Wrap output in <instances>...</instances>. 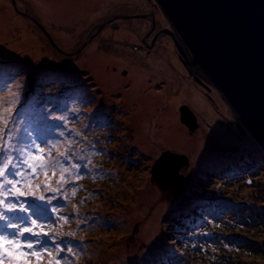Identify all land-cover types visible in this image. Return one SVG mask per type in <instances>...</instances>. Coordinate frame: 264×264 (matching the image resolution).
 I'll list each match as a JSON object with an SVG mask.
<instances>
[{
    "label": "rangeland",
    "instance_id": "1",
    "mask_svg": "<svg viewBox=\"0 0 264 264\" xmlns=\"http://www.w3.org/2000/svg\"><path fill=\"white\" fill-rule=\"evenodd\" d=\"M72 2L0 0V225L35 219L22 208L37 207L39 197L67 212L61 221L47 215L52 207L36 208L43 225L20 233L32 240L34 229L42 231L36 248L23 237L17 243L9 228L0 264H211L215 247L240 252L241 260L224 251L229 264H264V250L253 257L248 248L254 239L264 248V167L221 175L261 151L219 93L195 82L156 2ZM183 106L195 117L194 132L180 122ZM170 117L176 124L167 136ZM38 142L47 144L41 153L33 152ZM165 152L188 160L179 192L162 190L151 176ZM207 175L222 183L207 185ZM232 213L229 225L219 216ZM179 215L186 221L171 231L184 236L168 237ZM42 226L57 246L46 244L51 236ZM188 241L203 252L182 256Z\"/></svg>",
    "mask_w": 264,
    "mask_h": 264
},
{
    "label": "water",
    "instance_id": "2",
    "mask_svg": "<svg viewBox=\"0 0 264 264\" xmlns=\"http://www.w3.org/2000/svg\"><path fill=\"white\" fill-rule=\"evenodd\" d=\"M154 1L173 31L164 33L195 82L219 93L264 152V0ZM179 113L180 122L194 132L190 110L183 106ZM187 163L185 156L165 152L151 176L162 190L179 192L188 181L179 170ZM35 203L49 206L43 197Z\"/></svg>",
    "mask_w": 264,
    "mask_h": 264
},
{
    "label": "trees",
    "instance_id": "3",
    "mask_svg": "<svg viewBox=\"0 0 264 264\" xmlns=\"http://www.w3.org/2000/svg\"><path fill=\"white\" fill-rule=\"evenodd\" d=\"M42 100H44V99H42ZM47 109H49V108H46V109H44V111L45 112H52L53 110H51V109H49L48 111H47ZM42 110V109H41ZM21 115V114H20ZM48 118H50V119H47L48 121H50V120H52L51 119V115H49L48 116ZM62 132V131H61ZM55 142V141H54ZM30 144H32L31 142H30ZM38 145H40V147H38V148H34L33 149V152L35 151H37L38 153H41L45 148H46V146H47V144H44L43 142H38ZM27 150H30L31 148H30V146H26L25 147ZM253 154L255 155L256 154V152H253ZM257 155V154H256ZM262 155V157L261 156H259L258 155V158H253L251 161H248V162H246L245 164H242V165H239V164H237L235 167H228V168H226V169H224L223 171H222V173H221V175H227V176H235V175H239V174H241V175H244V174H246L245 173V171L246 172H255V169H257V170H262V168L264 167V166H262V164H263V161H264V154L262 153L261 154ZM240 157H244V154L242 153L241 155H240ZM261 159H263V161L261 160ZM39 161H42V163H43V158L41 157V155L39 156V158H38V162ZM36 166V164H33V167H35ZM83 168V167H82ZM81 168V169H82ZM252 169V170H251ZM248 170H250V171H248ZM28 174H30V173H28ZM82 175V173L80 172H76V173H74V174H72V176H73V178H74V180H76L75 181V185L77 184V183H80V181H81V179H80V176ZM208 177H206L207 178V180H208V182H207V185H208V183H209V181H212V182H215V183H222V181L220 182V179L217 177V176H212V175H207ZM227 178V177H226ZM27 180V179H26ZM30 179H28V181H29ZM201 186H203V183L201 182ZM70 189H75V188H73V187H70ZM52 200H50L49 201V203H50V209H51V207H52V211L53 212H49L48 211V213H47V215L48 216H50V215H57L58 216V218L59 219H61V221H62V219H63V216L64 215H66V210L65 209H62V208H57L56 207V209L55 210H53V207L55 206V205H53V201L51 202ZM256 201H257V199H256ZM66 202V201H65ZM70 202V201H69ZM68 202V203H69ZM251 203V202H250ZM250 203H248V204H250ZM253 203H255V204H262V203H258V201H257V203L256 202H254L253 201ZM252 204V203H251ZM24 206H26L25 208L23 207L22 209L24 210V212H26V210L28 211V213L30 214V215H36V217H35V219H29V221H24V223L22 222V221H20V222H17V223H12V222H7V220L5 219V218H3V221H4V225H3V223L0 225V240H5V237H7L6 236V234H7V231L9 230V228H13V230H14V232H13V234H12V237H13V239L14 240H16V242L17 243H19V240H20V242H22V235H20V233L22 232V229H25V230H27V229H29V228H31L32 226H41V225H43L42 223H41V218H42V216H44V214H43V212L41 211H39L38 209H36V207L35 206H33V208H32V206L30 205V204H24ZM247 206V205H246ZM20 207H13L12 209H13V211H16L17 209H19ZM224 209L225 207L224 206H220V207H217V210H219V211H221V209ZM246 210H248V209H240V211L242 212H245ZM233 213H235L236 214V212L235 211H232ZM27 213V212H26ZM233 213L232 214H230V215H219L220 216V218L221 219H223L224 221H226L227 222V225H229V223H231L232 221H233V219H236L237 218V216L238 215H233ZM195 214V213H194ZM238 214V213H237ZM233 215V216H232ZM193 216V215H192ZM222 216V217H221ZM224 216V217H223ZM229 216V217H228ZM200 220H201V218H204L203 216H197ZM228 217V218H227ZM46 218V217H45ZM207 218V217H206ZM64 219H65V216H64ZM13 220H16L15 218H11V221H13ZM47 220V219H46ZM60 221V222H61ZM186 221V218H184V217H181L180 215L179 216H177V217H175L174 218V220H171V223H170V226H169V229L167 230V235H168V237H173L174 239H178V237H183L184 236V234H180V235H178V234H175L174 232H172L171 230H173V228L174 227H176V226H178V228H180L179 226L180 225H183V223ZM202 221V220H201ZM263 221H264V216L262 215V222H261V224L263 225ZM206 222H208V221H206ZM210 222V221H209ZM46 225H47V223H46ZM15 226V227H14ZM42 229L44 230L43 231V233L44 234H48L49 236H51V238L50 239H48V241L46 242V244L50 247V248H53V246H57L58 245V243H57V239L58 238H56L55 237V233L53 232V230H51V229H49L48 230V227L47 226H42ZM41 232L42 231H39L38 229H34V232H32L31 234H30V236L32 237L33 235L35 236L34 238L35 239H32V240H30V237H23V239L24 240H30L27 244H28V246H32L33 248H36L35 246H36V243L38 242V238H40V234H41ZM232 232V231H231ZM228 234H230V236L232 235L231 233H229L228 232ZM201 236H203L204 237V239H207L208 240V238H205V235H204V233H202V234H200ZM238 238H236L235 240H237ZM255 240V242H251L250 244H249V246H248V248H249V250H251V255L254 257V256H260V253L264 250V248H261V247H259L258 246V244L256 243L257 241H256V239H254ZM166 241H171V240H166ZM6 242H8V241H5V243ZM186 242V241H185ZM185 242H181V243H185ZM189 242V244H187L186 246H185V248H184V250H186L185 252H183V254H182V256H184L185 258H190V255H194V256H196L197 254H200L201 252H203V250L202 249H200L201 247H195V246H192L191 245V243H190V241H188ZM61 248V252L63 253V252H65V248L64 247H60ZM192 248H194V249H192ZM196 250H198V251H196ZM215 253H214V255H215V259H214V261H212L211 262V264H229V261L227 260V257H226V255H225V252H227L228 254H233L232 256H235V255H238L239 257L237 258V259H239V260H241L242 258H241V254H240V252L238 251V250H232V251H230V252H228L227 250H224V249H222V248H219V247H215ZM223 250V251H222ZM225 251V252H224ZM49 252H52V250L50 249L49 251H45V250H43V255H45L46 253H49ZM207 252V251H206ZM70 259V258H69ZM68 259V260H69ZM210 262V261H209ZM178 264H186L181 258L180 259H178ZM247 264V263H246Z\"/></svg>",
    "mask_w": 264,
    "mask_h": 264
},
{
    "label": "bare ground",
    "instance_id": "4",
    "mask_svg": "<svg viewBox=\"0 0 264 264\" xmlns=\"http://www.w3.org/2000/svg\"><path fill=\"white\" fill-rule=\"evenodd\" d=\"M37 1V0H36ZM39 1V0H38ZM62 1H64V2H69L70 4H77V3H73L72 2V0H62ZM75 1H78L79 3H81V0H75ZM83 1H85V0H83ZM90 0H87V2H85V3H88ZM85 3H83V4H85ZM38 4V3H37ZM39 6H41V5H39ZM19 23H21L20 24V28L19 29H21V33H20V35L22 36V38H27V36H28V31L25 29V26H24V23L23 22H21V21H19ZM6 30V25L5 24H3V22L2 21H0V36H2L3 35V31H5ZM17 36V35H16ZM30 44H35V39H32L31 41H30ZM101 73V72H100ZM187 97V95H185L184 93H181L180 94V99L181 98H186ZM194 97V96H193ZM193 99V98H192ZM195 103H200V100L197 98V99H195ZM196 105V104H195ZM197 106V105H196ZM199 107V106H198ZM172 119V120H171ZM172 123H173V125H174V123L176 124V122H175V120H174V118H169L166 122H165V124H169V127L167 128V136H168V134H169V132H170V129L171 130H173L174 129V127H173V125H172ZM175 126V125H174ZM176 130H178L179 132H180V130L179 129H176ZM169 141H171V142H174L175 140H173V139H169ZM171 145H173V144H171Z\"/></svg>",
    "mask_w": 264,
    "mask_h": 264
},
{
    "label": "flooded vegetation",
    "instance_id": "5",
    "mask_svg": "<svg viewBox=\"0 0 264 264\" xmlns=\"http://www.w3.org/2000/svg\"><path fill=\"white\" fill-rule=\"evenodd\" d=\"M156 23V22H155ZM99 27H97V29H98ZM150 30H152L153 32L155 31V24L154 23H152L151 24V26H150ZM160 32V31H159ZM159 32H157V35H158V33ZM150 35H146V37H149ZM157 37V36H156ZM146 38H143L142 39V41H141V44H144V46H146V47H148V48H150L149 46H148V44H145L146 43V40H145ZM143 42H145V43H143ZM203 233V232H202Z\"/></svg>",
    "mask_w": 264,
    "mask_h": 264
},
{
    "label": "clouds",
    "instance_id": "6",
    "mask_svg": "<svg viewBox=\"0 0 264 264\" xmlns=\"http://www.w3.org/2000/svg\"><path fill=\"white\" fill-rule=\"evenodd\" d=\"M254 140V139H253ZM255 141V140H254ZM255 144H257V142L255 143ZM258 145V144H257ZM258 147H259V145H258ZM259 149H260V151H261V154L263 153L264 154V152L262 151V149L259 147ZM251 182V181H250ZM203 232H204V230H203ZM207 234H209L208 232H206ZM207 238H210V235L207 237Z\"/></svg>",
    "mask_w": 264,
    "mask_h": 264
}]
</instances>
